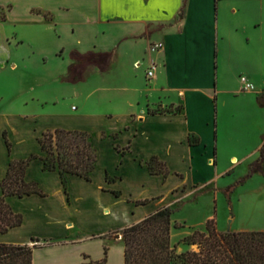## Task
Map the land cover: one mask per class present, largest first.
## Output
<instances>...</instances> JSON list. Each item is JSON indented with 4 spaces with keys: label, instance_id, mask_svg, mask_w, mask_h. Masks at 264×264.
<instances>
[{
    "label": "crops",
    "instance_id": "crops-1",
    "mask_svg": "<svg viewBox=\"0 0 264 264\" xmlns=\"http://www.w3.org/2000/svg\"><path fill=\"white\" fill-rule=\"evenodd\" d=\"M247 4L0 0V30L4 23L11 25L15 46L42 41L51 27L93 34L85 47L68 48H6L7 39L3 33L0 37V73L6 66L28 70L20 76L26 95L18 107L2 114L0 180L11 159L33 153L37 157L27 165L24 178L36 181L44 193L6 196L22 222L0 233V242L35 244L32 264H82L83 254L101 258L104 246L106 264H124L121 235L107 233L164 206L173 210L172 224H186L176 213L209 193L220 231L264 230V161L263 173L247 178L257 182L249 201L250 225L238 221L233 199L247 179L228 199L224 188L231 183L223 185L237 165L248 164V171L263 143L264 107L258 100L264 98V30ZM109 37L113 41L107 47L102 41ZM153 42H161L162 48L151 51ZM72 50L108 52L110 58L104 70L89 65L84 80L71 82ZM52 59H62L63 70L50 73ZM240 75L255 89L244 90ZM84 85L89 91L82 96ZM55 128L89 133L96 150L90 179L67 173L62 182L56 170L43 169L38 137ZM152 156L166 165L165 177L146 166ZM220 191L229 206L228 227L217 217ZM213 215L211 211L191 226L201 229ZM89 241L97 244L93 253L84 246Z\"/></svg>",
    "mask_w": 264,
    "mask_h": 264
},
{
    "label": "trees",
    "instance_id": "trees-1",
    "mask_svg": "<svg viewBox=\"0 0 264 264\" xmlns=\"http://www.w3.org/2000/svg\"><path fill=\"white\" fill-rule=\"evenodd\" d=\"M73 62L68 66V81H82L89 65H97L104 70L108 64L110 53L87 51L79 53L72 50L69 54ZM260 106L264 102L258 100ZM179 108H176L178 110ZM157 111V110H154ZM152 111V112H154ZM161 111V110H159ZM7 150L11 143L2 132ZM38 142L43 154L40 157L45 170H56L62 182L65 174H77L90 179V172L96 161V150L90 142V135L83 130L55 128L44 131ZM37 157L31 153L23 159H11L5 175L0 180V233L22 222V214L15 212L6 201V196L22 197L31 193L44 194L36 181H27L24 172L29 162ZM264 135L259 149V157L249 166L247 173L227 185L224 195L229 194L242 184L253 173H263ZM146 166L153 173H162L165 177L169 171L164 162L156 156L146 161ZM117 193V192H115ZM145 202V200L141 201ZM215 208V207H214ZM215 209L203 230L195 229L182 238L188 245H196V250L177 252L171 244L172 209L164 206L148 214L143 219L125 226L122 230L123 263L124 264H264V230L220 231L216 226ZM35 244H19L0 242V264H32V250ZM87 255L83 254V258ZM107 247L104 246L103 256L90 259L82 264H106Z\"/></svg>",
    "mask_w": 264,
    "mask_h": 264
},
{
    "label": "rangeland",
    "instance_id": "rangeland-1",
    "mask_svg": "<svg viewBox=\"0 0 264 264\" xmlns=\"http://www.w3.org/2000/svg\"><path fill=\"white\" fill-rule=\"evenodd\" d=\"M247 6L251 8L252 16L256 17L258 22H261V26L264 30V0H246ZM3 29L0 30V37L2 33L4 34L6 41V48H32L34 45L37 48H59L60 46H64L65 48L68 47H85L89 44V42L93 38L92 31L88 32V30H80L79 32H71L69 29H63L56 31L53 30V28H49V31L47 32V36H43V40L39 42H33V43H23L21 45L15 46L11 36V25L8 23H4ZM113 39L111 37L104 39L102 41V44L105 46H110L112 44ZM59 60V61H58ZM52 59L50 61L49 70L51 72H57L63 70V62L62 59ZM65 60V59H64ZM26 70L25 68H18L17 70L13 71L8 66L4 67V70L0 73V128L3 125V118L2 114L9 113L10 111L14 110L16 107L19 106V101L23 96L26 95L27 88L25 84L21 83V77L26 76ZM19 72L21 74H19ZM21 76V77H20ZM94 81H97L96 78H93ZM80 95H85L89 91V86L84 85L80 87ZM263 95V94H262ZM98 96L103 98V94L98 93ZM20 98V99H19ZM264 102V98L262 99ZM103 102V101H102ZM76 103V102H74ZM27 107V106H26ZM7 136V135H6ZM0 142H1V133H0ZM221 168H226L225 165H222ZM248 164H239L235 167L234 171L224 177L223 185L233 183L237 178L244 175L247 171ZM232 171V170H231ZM257 182L252 180H246L245 183L242 184V186L236 191V193H233V199L235 203L238 206L239 209V219L238 221H241L244 225H250L251 224V216L249 213V201L253 200L255 196V186ZM219 196L217 197V217L220 220L221 225L222 221L224 223V226H229V219L228 217L226 219V215L229 211V206L227 203V200L225 197H223L222 192L220 191ZM211 194H205L201 195L198 200L196 201L194 205H188L187 208L180 210L176 213V217H184L186 218L187 222L186 224L178 222L176 224L179 225V227H172L170 231V240L171 244L175 245V249L177 252L185 251V250H196V245H188L185 242L182 241V238L186 236L187 234L191 233L194 229L191 225L195 224L197 221L201 220L205 215L214 212V204L211 205ZM179 207V205H177ZM176 206V207H177ZM171 208V207H170ZM172 209V208H171ZM173 211V210H172ZM216 220V219H215ZM216 226L219 230V227ZM204 226L201 229L203 230ZM255 230V229H250ZM120 234L122 237L121 230H115L107 233V237H116V234ZM85 247L88 248L91 253L95 252L97 249V244L94 241H89L84 244ZM83 257V256H82ZM90 260V256L87 255L86 258H83V261L88 262ZM117 261L114 260L113 264H116Z\"/></svg>",
    "mask_w": 264,
    "mask_h": 264
},
{
    "label": "built area",
    "instance_id": "built-area-1",
    "mask_svg": "<svg viewBox=\"0 0 264 264\" xmlns=\"http://www.w3.org/2000/svg\"><path fill=\"white\" fill-rule=\"evenodd\" d=\"M162 48V43L161 42H153L150 44V50L151 51H158ZM152 70L153 66L151 65L147 70H146V76L151 77L152 76ZM240 81L242 83V88L244 90H254L255 85L253 82H251L247 76L245 75H240Z\"/></svg>",
    "mask_w": 264,
    "mask_h": 264
},
{
    "label": "water",
    "instance_id": "water-1",
    "mask_svg": "<svg viewBox=\"0 0 264 264\" xmlns=\"http://www.w3.org/2000/svg\"><path fill=\"white\" fill-rule=\"evenodd\" d=\"M115 236H116V238H119L120 234L117 233Z\"/></svg>",
    "mask_w": 264,
    "mask_h": 264
}]
</instances>
